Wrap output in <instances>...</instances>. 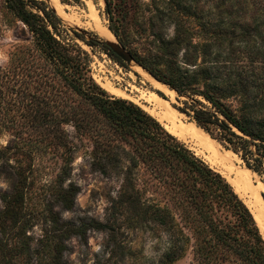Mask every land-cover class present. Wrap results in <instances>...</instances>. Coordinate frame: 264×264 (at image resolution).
Returning a JSON list of instances; mask_svg holds the SVG:
<instances>
[{"label": "rangeland", "instance_id": "374dc122", "mask_svg": "<svg viewBox=\"0 0 264 264\" xmlns=\"http://www.w3.org/2000/svg\"><path fill=\"white\" fill-rule=\"evenodd\" d=\"M44 1L86 39L97 36L132 57L127 63L101 45L77 40L91 57L92 77L110 95L140 105L227 180L242 172L251 184L264 183V173L246 167L208 133L212 140L202 132L192 135L194 122L174 106L182 105L176 93L155 86L135 61L150 63L160 56L165 63V50L176 36L181 38L177 59L184 60L192 51L187 41H209V20L236 31V44L248 41L261 48L264 0H115L111 18L105 0ZM248 21L261 22L262 32L239 38ZM31 44L28 27L0 0V264H197L191 249L182 257L164 258L170 237L157 220L144 217V209L149 203L162 205L165 198L153 192L141 168H133V180L126 183V157L107 175L93 167L92 143L64 119L62 91L38 86L28 69L20 70L14 82L4 80L13 54ZM153 93L164 99L161 104L150 100ZM239 185L249 193L243 182ZM91 221L106 226L87 225L83 238L75 233L62 237L68 223L77 228ZM59 243L66 246L60 260Z\"/></svg>", "mask_w": 264, "mask_h": 264}, {"label": "trees", "instance_id": "16d2710c", "mask_svg": "<svg viewBox=\"0 0 264 264\" xmlns=\"http://www.w3.org/2000/svg\"><path fill=\"white\" fill-rule=\"evenodd\" d=\"M4 2L32 36L30 46L13 54L4 80L14 82L20 70L28 69L38 86L50 85L56 92L62 91L64 119L92 143L91 164L95 169L107 175L117 170L126 157L127 184L133 180V168L148 174L153 192L165 198L162 205L149 203L144 209V217L157 220L170 237L164 258L182 257L191 249L197 264H264V238L259 226L225 176L195 155L140 105L110 95L94 80L91 57L77 40L89 46L101 45L113 54L107 43L97 36L86 39L83 33L67 26L44 0ZM115 2L105 0L109 18ZM219 24L209 20V28H213L209 41H187L192 51L185 53L184 60L177 59L176 48L181 38L176 36L165 50V63L160 56L161 59L150 63L138 57L135 61L156 80L175 90L182 105L174 106L181 113L238 154L246 167L262 174L264 37L261 48L248 41L239 45L233 37L236 31L228 32ZM261 24L242 23L244 31L239 38L250 39L251 31L262 32ZM214 46L219 50L213 51ZM67 149L71 152L72 146ZM87 225L106 226L91 221L76 228L68 223L62 237L75 233L83 238ZM65 248L57 244L58 260Z\"/></svg>", "mask_w": 264, "mask_h": 264}, {"label": "bare ground", "instance_id": "6f19581e", "mask_svg": "<svg viewBox=\"0 0 264 264\" xmlns=\"http://www.w3.org/2000/svg\"><path fill=\"white\" fill-rule=\"evenodd\" d=\"M99 28H101L102 30L104 29V33L106 36L108 37H113L112 33L104 26L99 25ZM101 32V31H100ZM137 69H141L140 66L136 65ZM142 71L145 72V70L142 68ZM143 72V73H144ZM147 72V71H146ZM148 73V72H147ZM148 75L150 76V79L153 80L154 78L148 73ZM147 75V76H148ZM154 84L155 86H157L159 89H167L171 92H174L173 90H170L167 86H165L164 84L160 83L159 81H157L156 79H154ZM163 87V88H162ZM175 93V92H174ZM151 101H154L155 103H160L164 100L162 97L158 96L157 94H152V97L150 99ZM159 109V108H158ZM160 113V112H159ZM161 114V113H160ZM157 116V115H156ZM172 118V117H171ZM164 119V118H163ZM168 119V118H167ZM193 127H192V132L191 134L196 136L197 133L202 132L205 135L208 136L209 139H211V137H209V135L207 133H205V131H203L201 128H199L196 124L192 123ZM170 127V126H169ZM177 127V126H176ZM174 128V127H173ZM180 132L183 133V130L180 129V127H178ZM177 128V130H178ZM176 130V131H177ZM170 131V130H169ZM179 132V131H178ZM172 133V132H171ZM177 133V132H176ZM175 133V134H176ZM200 134V133H199ZM188 136V135H187ZM212 140V139H211ZM205 146V145H204ZM206 148V147H205ZM207 149V148H206ZM239 173V172H238ZM229 180V179H228ZM231 184L234 186V189L237 191V193L241 196V198H243V200L246 202V204L249 206V208L251 209L255 220L261 230V233L263 234L264 237V197L262 195V193L264 192V183L259 182L257 185H253L249 182L248 178L245 177L244 175L239 176L238 174L232 178L230 177ZM243 182V184L245 185V187L249 188V193L246 194L244 192V189H241L242 186L239 185V182Z\"/></svg>", "mask_w": 264, "mask_h": 264}, {"label": "water", "instance_id": "95a60500", "mask_svg": "<svg viewBox=\"0 0 264 264\" xmlns=\"http://www.w3.org/2000/svg\"><path fill=\"white\" fill-rule=\"evenodd\" d=\"M106 42V41H105ZM107 43V42H106ZM107 45L110 47V49L112 50L113 53H115L118 57H120L123 61H126L127 63H130L131 61H133L132 57L127 54L125 51H123L120 47H118L117 45H114L112 43H107ZM138 66L142 67L141 65L138 64ZM144 69V68H143ZM145 71H147L146 69H144ZM153 77V76H152ZM154 78V77H153ZM155 79V78H154ZM158 81V80H157ZM160 82V81H159ZM162 83V82H160ZM164 84V83H162ZM165 86H167L166 84H164ZM169 88V87H168ZM170 89V88H169ZM173 90V89H170ZM175 92V90H173ZM176 93V92H175ZM249 189V188H248Z\"/></svg>", "mask_w": 264, "mask_h": 264}]
</instances>
